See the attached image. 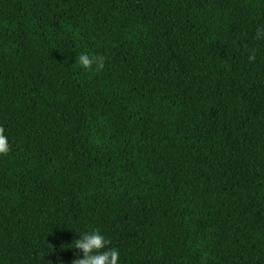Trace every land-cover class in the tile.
Returning a JSON list of instances; mask_svg holds the SVG:
<instances>
[{"label":"trees","instance_id":"1","mask_svg":"<svg viewBox=\"0 0 264 264\" xmlns=\"http://www.w3.org/2000/svg\"><path fill=\"white\" fill-rule=\"evenodd\" d=\"M261 28L264 0H0V264L94 230L119 264H264Z\"/></svg>","mask_w":264,"mask_h":264},{"label":"clouds","instance_id":"2","mask_svg":"<svg viewBox=\"0 0 264 264\" xmlns=\"http://www.w3.org/2000/svg\"><path fill=\"white\" fill-rule=\"evenodd\" d=\"M257 39H264V28L257 30ZM249 60H254L255 55H249ZM96 61L95 57H89L81 54L78 63L88 68ZM9 151L7 137L0 131V154H6ZM109 241L100 231H85L79 233V238L75 239L76 258L72 264H119L120 253L114 248H110Z\"/></svg>","mask_w":264,"mask_h":264}]
</instances>
